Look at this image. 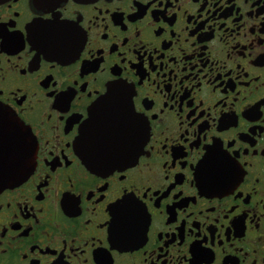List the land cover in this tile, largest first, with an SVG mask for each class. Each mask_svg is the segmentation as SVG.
Listing matches in <instances>:
<instances>
[{"label":"flooded vegetation","instance_id":"obj_1","mask_svg":"<svg viewBox=\"0 0 264 264\" xmlns=\"http://www.w3.org/2000/svg\"><path fill=\"white\" fill-rule=\"evenodd\" d=\"M112 88L147 137L92 172L79 134ZM0 106L36 145L0 264H264V0H9Z\"/></svg>","mask_w":264,"mask_h":264},{"label":"water","instance_id":"obj_2","mask_svg":"<svg viewBox=\"0 0 264 264\" xmlns=\"http://www.w3.org/2000/svg\"><path fill=\"white\" fill-rule=\"evenodd\" d=\"M9 0H0V4ZM147 129L124 89L112 88L90 109L78 151L92 172H110L137 157ZM36 145L30 131L0 106V193L23 183L34 168Z\"/></svg>","mask_w":264,"mask_h":264}]
</instances>
